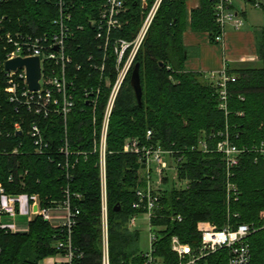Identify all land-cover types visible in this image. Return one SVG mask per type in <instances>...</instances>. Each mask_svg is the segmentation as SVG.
<instances>
[{
  "label": "trees",
  "instance_id": "trees-1",
  "mask_svg": "<svg viewBox=\"0 0 264 264\" xmlns=\"http://www.w3.org/2000/svg\"><path fill=\"white\" fill-rule=\"evenodd\" d=\"M199 7L191 9L189 26L195 31H208L210 40L216 31L213 23L212 0H199ZM153 0H125V10L120 26L112 37L132 39ZM51 15L56 10L51 6ZM8 17L20 16L43 25L45 20L42 2L14 0L0 5ZM78 11L75 18L86 17ZM187 26L185 0H162L134 59L139 63L141 104L136 101L130 86V72L115 98L109 117L105 148V185L107 203V251L109 264H142L143 251L139 249V231L128 225L130 216L140 214L132 204L135 189L142 185L138 170L140 163L133 153L122 151L127 138L145 140L151 130V142L163 148L181 149L177 162L179 179H187V187H178L172 180L164 179L159 202L150 218L155 235L152 255L161 264H177L178 258L171 250L170 239L177 236L195 248L199 244L197 223L208 221L217 228L228 222L253 224L258 229L249 236L251 259L248 264H264V159L252 152H244L234 168L232 180L238 187L236 200L226 201L225 173L221 154L190 150L201 131L209 134L224 127L227 122L232 141L237 146H250L264 140V34L258 43V63L228 68L235 81L228 84V113L218 108L216 88L205 73L187 71L184 63L187 50L182 35ZM87 35L91 28L86 24ZM86 36V37H87ZM70 42L72 63H80L75 70L76 102L68 115L69 136L72 148L86 155L72 157L74 163H57L61 159L53 150L54 161L34 155L26 143L21 147L28 154H0V183L7 194H38L43 206L55 207L69 192L72 211L78 210L72 227V264H101L102 225L100 207V178L98 151L93 150L96 128L102 120L109 88L101 87L92 120V109L83 96V87L97 83L96 71L89 67L85 57L94 52L92 38ZM160 62L162 64H160ZM105 72L114 68V57L109 55ZM4 108L10 107L4 100ZM7 118L3 122L9 129ZM46 140L55 149L62 136L59 115L41 122ZM95 131V133H94ZM23 135H0V150L11 149L24 140ZM217 138V137H216ZM215 138V139H216ZM215 139L210 143L213 144ZM175 156V154H173ZM11 175V180L9 176ZM17 207V205H16ZM115 207L118 209H115ZM233 213L238 216L233 217ZM180 216V220L176 216ZM64 227H53L41 216L28 222L26 231H11L0 226V264H38L44 258L64 256L66 250L57 247L65 234ZM228 250L220 249L200 259L196 264H227Z\"/></svg>",
  "mask_w": 264,
  "mask_h": 264
},
{
  "label": "built area",
  "instance_id": "built-area-1",
  "mask_svg": "<svg viewBox=\"0 0 264 264\" xmlns=\"http://www.w3.org/2000/svg\"><path fill=\"white\" fill-rule=\"evenodd\" d=\"M14 0H0V5ZM42 2L43 4V25H37L33 20L16 16L8 17L5 12L0 11V135L9 136L10 131L14 135H23L24 140L19 141L17 146L11 149H2L3 155L28 154L27 150L21 147L29 144V152L34 155L45 156L48 160L54 161L53 150L61 159L57 163H74L72 157L86 155V152L72 148V141L69 136L68 115L76 102V88L74 79L75 70H79L80 63H72L74 53L71 50L70 42L80 38H92L96 43L94 49L99 57L95 58L91 50L87 53L85 61L96 71L97 83L83 87V96L92 109V120L96 122L94 115L98 94L101 87H108L109 92L104 106L102 120L96 130V138L93 141V150L98 151L99 178H100V207L102 225V257L101 264H109L107 251V203L105 185V148L106 135L109 117L114 105L115 98L125 78L131 73L134 56L141 45L148 27L155 16V13L162 0H153L147 9L145 16L132 39L112 37L113 30H116L121 22V14L125 10V0H30ZM146 7V0H140ZM247 2L254 7L264 8V0H240ZM235 0H212L213 23L216 27L213 36V43H222L228 26L239 29L243 26V18L234 8ZM51 6L56 10L54 17H49ZM86 10L82 17L75 18L78 11ZM51 15V14H50ZM86 24L91 28L87 35L80 36L85 31ZM87 36V37H86ZM77 47L80 42L76 41ZM109 55L114 57V68L112 72H105V62ZM37 57L39 63L38 88L30 89L27 84L26 67L18 66L15 69H6L5 62L13 58ZM209 80L216 88L218 94V108L228 113L227 99L229 83L235 81V77L227 72L225 63L219 71L207 73ZM2 100L10 105L4 108ZM59 115L62 122V136L55 149L46 140L41 122L52 115ZM12 118L9 122V129L3 126L4 120ZM95 133V131H94ZM217 137V138H216ZM152 132L147 130L145 140L140 142L135 138H127L122 146V151L136 154L140 168L138 170L142 185L135 189V200L132 206L142 211L148 225L149 246L143 252L142 264H161L152 255V243L155 235L151 231L150 218L153 209L157 207L164 179H171L178 187H187V179H179L177 162L180 161L181 149L163 148L159 144L151 142ZM216 138V139H215ZM215 139V142H210ZM201 153L218 152L221 154L223 169L225 173V195L227 203L236 200L239 195L238 187L232 180L234 168L240 161L244 152H252L257 157L264 159V140L250 146H237L233 143L227 122L223 128L209 134L201 131V136L196 143L190 147ZM175 154V156H173ZM170 158L173 163H168ZM171 175V177H169ZM11 175L9 180H11ZM65 198L60 207L66 209L65 220L53 225L51 209L43 206L38 194H32L29 202L28 220L41 216L53 227H64L63 239L56 244L57 247L66 250L67 262L57 264H72L73 251L71 247L72 227L76 223L78 210L72 211L69 204V192L64 188ZM19 195H11L5 192L0 183V215H9L12 219L17 214L16 201ZM137 214L130 216L128 225L131 228L136 226ZM233 213V217H237ZM176 218L180 220V216ZM28 221V222H29ZM1 226V225H0ZM15 231H26L19 229L16 225L1 226ZM264 227V225L262 226ZM258 228L253 224L240 222L232 225L228 222L222 228H217L213 223L200 221L197 223L199 232V244L193 248L188 243L182 242L173 235L170 239L171 250L178 258L177 264H196L200 259L220 249L228 250L227 264H248L251 259L249 236ZM1 252V246H0Z\"/></svg>",
  "mask_w": 264,
  "mask_h": 264
},
{
  "label": "crops",
  "instance_id": "crops-1",
  "mask_svg": "<svg viewBox=\"0 0 264 264\" xmlns=\"http://www.w3.org/2000/svg\"><path fill=\"white\" fill-rule=\"evenodd\" d=\"M199 0H185L187 26L182 35L183 45L187 50V58L184 63V69L187 71H194L207 74L211 71H219L223 65L227 64V69H233L237 66H246L257 64L258 57V43L264 34V22L258 24H248V6H252L247 2L235 0L234 8L237 13L243 18V26L239 29H233L228 26L226 29L225 37L222 43H213L210 40L208 31H195L189 26V14L191 9L199 7ZM264 13V8H262ZM18 196L17 213L25 217L23 222H16L14 219L3 223L4 216L0 215V225L10 226L16 225L21 230L28 226L29 202L26 195L23 203ZM24 208L25 212H22ZM53 225H58L65 220L66 209L63 207L55 206L51 209ZM11 218L9 215H7ZM142 214L137 215L136 229L138 220L145 222L144 218L139 219ZM12 231V230H11ZM149 235V230H148ZM147 235V238H148ZM149 242V240H148ZM145 252V251H143ZM44 264H57L67 262L65 256L48 257L44 258Z\"/></svg>",
  "mask_w": 264,
  "mask_h": 264
},
{
  "label": "water",
  "instance_id": "water-1",
  "mask_svg": "<svg viewBox=\"0 0 264 264\" xmlns=\"http://www.w3.org/2000/svg\"><path fill=\"white\" fill-rule=\"evenodd\" d=\"M160 64H162L160 62ZM18 66L26 67V78L27 84L30 89L38 88V79H39V63L37 57H27L20 58L16 57L5 62L6 69H15ZM130 86L133 89L137 103L141 104L142 89L140 84V74H139V63L135 62L132 66L130 79ZM115 209H118V207Z\"/></svg>",
  "mask_w": 264,
  "mask_h": 264
},
{
  "label": "rangeland",
  "instance_id": "rangeland-1",
  "mask_svg": "<svg viewBox=\"0 0 264 264\" xmlns=\"http://www.w3.org/2000/svg\"><path fill=\"white\" fill-rule=\"evenodd\" d=\"M248 7H250L247 9V14H248V19H249L248 24L251 25V24H258V23L264 22V13L262 12V8H258V7H254V6H248ZM96 127H97V122H96ZM96 130H98V127L96 128ZM167 160H168V163H173L170 158H167ZM169 177H171V175H169ZM169 180H171V179L169 178ZM20 200L23 203V201L25 200V196L21 195ZM24 210L25 209L22 208L21 211L25 212ZM3 216H4L3 223H6V221L13 220L12 218H9L7 215H3ZM141 218L145 219V216H141L139 219H141ZM24 219H25V217L18 215V213L16 214V216L14 218V220L16 222H23ZM141 220H138V222H137L138 226L136 227V229H138V231H139V249L141 251H146L148 249V246H149V242H148V238H147L148 225L146 223V220L144 223ZM61 256L62 255H58V257H61ZM53 257H56V256H53ZM44 263L45 262L43 259L38 262V264H44Z\"/></svg>",
  "mask_w": 264,
  "mask_h": 264
}]
</instances>
